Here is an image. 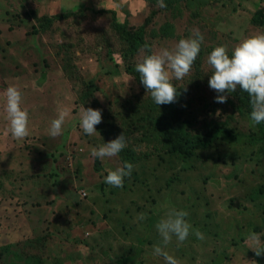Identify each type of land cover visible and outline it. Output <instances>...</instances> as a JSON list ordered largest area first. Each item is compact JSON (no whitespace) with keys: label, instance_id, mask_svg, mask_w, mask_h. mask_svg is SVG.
<instances>
[{"label":"rangeland","instance_id":"374dc122","mask_svg":"<svg viewBox=\"0 0 264 264\" xmlns=\"http://www.w3.org/2000/svg\"><path fill=\"white\" fill-rule=\"evenodd\" d=\"M164 3L0 0V264H118L138 247L137 264H166L153 248L164 247L156 225L171 209L187 212L193 230L179 247L175 236L164 247L181 264H257L256 257L264 264V252H254L264 243L250 240L258 233L264 242V197L251 199L264 186V153L261 144H245L257 128L239 86L232 93L210 89L207 63L215 47L226 46L231 57L242 40L264 34L251 22L263 0ZM106 11L134 33L147 23L136 50L112 30ZM194 30L203 36L201 49L192 71L172 81L178 96L170 104L199 147L184 159L160 150L145 124L137 128L125 117L151 102L133 74L137 63L194 38ZM9 86L21 91L28 112L30 135L23 140L9 130ZM217 95L227 102H214ZM81 106L101 111L98 134H84ZM63 109L69 116L53 138L48 130ZM122 133L139 163L117 188L105 178L123 166L120 154L101 160L90 153ZM140 213L146 219L138 220Z\"/></svg>","mask_w":264,"mask_h":264},{"label":"clouds","instance_id":"9594fccd","mask_svg":"<svg viewBox=\"0 0 264 264\" xmlns=\"http://www.w3.org/2000/svg\"><path fill=\"white\" fill-rule=\"evenodd\" d=\"M159 8H166L164 0H157ZM203 42V36L199 30H194V38L180 39L173 50L160 49L156 53L145 55L136 65L140 81L144 88L151 94L156 105H167L177 101L178 92L172 83L173 80H183L192 71ZM147 47V46H146ZM207 63L213 69L208 81L210 89L218 94L232 93L239 86L250 98L251 112L250 121L252 126L264 122V34H258L242 40L232 49L231 57L226 46H217L211 51ZM186 90V89H185ZM6 118L9 122V130L15 140H23L30 135L29 116L22 109V93L16 86H9L5 92ZM216 103H226L227 96L217 95ZM80 127L85 135L98 134L95 126L101 123V111L81 106ZM69 116L68 109L60 111L58 118L51 122L48 130L53 138L61 135L62 127L66 117ZM126 140L123 135L103 144L98 149L91 150V157L112 158L117 156L126 148ZM133 165L124 163L122 167L107 172L105 183L122 188L125 177L131 175ZM188 213L183 210L171 209L156 225V229L162 238V244L166 247L172 242L173 236L177 240V247L183 244L192 233V226L187 222ZM138 220L146 219L144 213H140ZM197 239L203 240L204 236L199 230H195ZM260 234L252 233L250 240L254 246L264 242ZM164 247L154 246L153 254L161 256L166 264H181V262L164 251ZM260 256L264 250H254ZM255 264V261L250 262Z\"/></svg>","mask_w":264,"mask_h":264},{"label":"trees","instance_id":"16d2710c","mask_svg":"<svg viewBox=\"0 0 264 264\" xmlns=\"http://www.w3.org/2000/svg\"><path fill=\"white\" fill-rule=\"evenodd\" d=\"M106 14H111L113 21L111 24L112 30L118 34L121 41L125 44H130L135 50L138 45L143 43V30L146 27L145 23L142 27L138 29L137 32H133L128 23H120L118 21L116 12L106 11ZM60 16H57L59 18ZM49 23L51 18L46 19ZM251 22L253 25L264 28V0L263 6L259 7L251 17ZM167 25L164 26L161 30L166 34ZM137 82L140 84L142 92L147 90L144 88L140 81V76L137 75ZM93 86V84H91ZM241 101L245 104L248 112H251L250 98L248 94L244 91H240ZM151 102H149L144 108L143 113H140V108H134L133 118L125 117L126 122H130V125L136 126L140 129H147L145 135H147L150 140H152L160 150L165 151L166 153H180L184 159H190L195 155V149L199 148L194 142L189 138V132L185 129L187 123L185 121L178 122L174 117V111H177L176 107H170V104L167 105H156L154 100L151 97ZM240 115L242 117L248 116L243 109H239ZM153 113V115H151ZM136 118V119H134ZM145 124L146 127L143 125ZM257 134L248 136L247 143L261 144L260 152L264 153V122L256 125ZM232 137V134L229 135ZM244 144V145H245ZM120 157L123 163H131L133 166L139 163L138 157L131 150L124 148L120 153ZM259 197H264V186L259 187L254 191L251 199L255 200ZM153 222H150L152 224ZM5 250H8L4 248ZM133 253H129L127 256L122 257L118 264H137V258L140 255L141 247L133 250ZM132 252V251H131ZM257 264H261L259 257H256Z\"/></svg>","mask_w":264,"mask_h":264}]
</instances>
